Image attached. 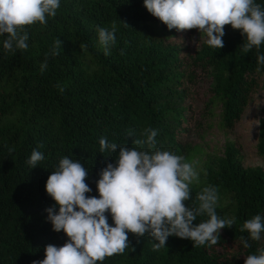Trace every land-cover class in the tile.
<instances>
[{
    "label": "trees",
    "instance_id": "16d2710c",
    "mask_svg": "<svg viewBox=\"0 0 264 264\" xmlns=\"http://www.w3.org/2000/svg\"><path fill=\"white\" fill-rule=\"evenodd\" d=\"M113 26L116 42L106 56L97 29ZM28 28L29 46L15 54L3 50L0 37V264H32L45 258L46 245L66 242L63 232L52 231L45 211L54 204L45 183L62 157L89 168L92 191L86 195L95 196L100 170L117 155L101 153L100 138L130 147L150 127L158 130L157 147L182 155L198 122V82L210 81L199 118L212 116L218 105L217 126L226 133L240 122L254 92L264 90V67L256 71L254 50L242 53L239 30L226 25L224 47L213 49L196 29L168 30L143 0H60L46 25ZM57 39L61 54L53 56ZM130 129L134 138L126 137ZM39 145L45 159L30 169L27 160ZM223 153L209 157L200 183L192 186L193 200L204 186H217L219 200L227 201H219L217 214L235 218L217 245L192 247L190 240L171 236L165 248L153 251L151 237L137 240L129 233L131 248L97 264H244L246 256L264 252V233L259 241L249 240L248 249L240 241L248 238L240 231L244 221L264 217V169L244 166L232 143ZM253 155L264 164V110Z\"/></svg>",
    "mask_w": 264,
    "mask_h": 264
},
{
    "label": "clouds",
    "instance_id": "9594fccd",
    "mask_svg": "<svg viewBox=\"0 0 264 264\" xmlns=\"http://www.w3.org/2000/svg\"><path fill=\"white\" fill-rule=\"evenodd\" d=\"M143 6L170 31L196 29L213 49L224 47L225 26L230 25L243 37L242 53L256 52V71L264 67V4L257 0H143ZM59 8L60 0H0L3 50L10 54L27 50L28 26L46 25ZM97 38L104 55H111L115 27H99ZM61 44L60 39L54 41L51 55L61 54ZM46 67L45 61L41 70ZM157 135L158 130L150 127L142 130L141 138L127 130L126 137L134 138L130 147L100 138V152L117 155L114 164L100 170L95 196L86 195L92 191L86 183L89 168L72 156L59 160L45 183V192L54 201L45 211L52 231L63 232L67 239L59 247L46 245L45 258L32 264H97L131 248L129 233L137 240L151 237L153 251L165 248L171 236L190 240L192 247L220 242L221 230L232 227L235 218L217 214L218 187L204 186L193 200L192 186L200 183V172L185 156L157 147ZM40 147L27 160L30 169L45 159ZM200 216L207 219L197 223ZM240 231L248 234L247 239L240 237L243 248H250L249 240L259 241L264 233V217L257 214L245 220ZM244 264H264V252L246 256Z\"/></svg>",
    "mask_w": 264,
    "mask_h": 264
},
{
    "label": "rangeland",
    "instance_id": "374dc122",
    "mask_svg": "<svg viewBox=\"0 0 264 264\" xmlns=\"http://www.w3.org/2000/svg\"><path fill=\"white\" fill-rule=\"evenodd\" d=\"M261 76L264 77V72L261 73ZM209 84L210 81L207 80L205 82L200 81L196 85L194 109L197 110L198 122L191 128L185 139L186 150L182 155L185 156L188 162L194 163L201 177L203 176L202 168L209 157L223 156L225 145L232 143L235 148L239 149L244 166L264 169V164L253 155L258 126L264 110V90L257 89L254 92L251 103L245 110L240 122L231 133H226L217 126L218 105L212 107V116L202 117V114H199L200 118L198 116L202 104L207 101V85ZM219 201L221 204L227 202L226 200Z\"/></svg>",
    "mask_w": 264,
    "mask_h": 264
}]
</instances>
